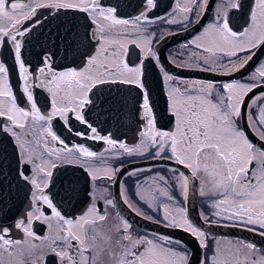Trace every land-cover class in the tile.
<instances>
[{
  "label": "flooded vegetation",
  "instance_id": "flooded-vegetation-1",
  "mask_svg": "<svg viewBox=\"0 0 264 264\" xmlns=\"http://www.w3.org/2000/svg\"><path fill=\"white\" fill-rule=\"evenodd\" d=\"M179 2L181 7L193 8V11L187 14V20L183 19L184 14L177 8V0H154L155 7L151 9L147 8L146 0H99L102 7L116 8L115 15L120 19L132 20L141 12H147L149 22L144 24L146 31L142 34L137 32L126 34L129 43L124 59L129 66H139L141 61L144 62L147 71L145 83L149 90L157 129L173 131L175 128V117L172 115L169 100L170 84L175 87L177 82L181 81L211 82L220 92H223L222 85L225 83L255 84L256 86L243 99L241 116L237 118V124L255 148L264 150V140H261L257 134L264 132V126L258 123L260 109L264 108V80L259 77L252 79L255 69L264 63V53L258 57V50L262 46L252 49L251 51L255 53L253 59L244 68L234 72H225V69L231 65L229 57L222 53L219 54L221 56L219 63L222 67L216 71L206 70L208 66L192 56L193 52L197 55L202 54L203 49L197 48L192 42L198 36H202L209 24L217 22L218 9L227 10L229 27L240 33L251 23V12L255 7V0H237L239 8H229L227 0H207L206 9L200 10L199 15H197L193 0H179ZM195 3L203 5L204 0H195ZM53 13L54 10H38V18L47 19L48 22L42 27L35 28L28 36L18 37L24 42L22 58L32 77L30 83L33 96L41 115L44 116L52 112L51 94L45 88L37 86L43 78L38 69L43 66L45 53L54 54L52 58L54 70H79L84 67L87 56L93 55L98 47L96 41L92 39L94 26L89 19H86V14L80 12L59 14L61 20L75 17L77 21V30L72 33L71 37L66 38L63 28L57 34L56 24L59 20L52 19ZM173 19L178 22H168ZM31 23V21L26 22L25 26H30ZM140 35H147L151 39L150 46L156 53V57L145 59L143 48L138 47L136 43H131ZM137 43L141 41L138 40ZM247 55H249L248 52L237 54L240 58ZM231 60L233 63H238L237 57H231ZM0 62L5 63L9 70L8 83L16 98L17 106L30 110L31 104L22 91L24 82L20 77L19 66L15 63L14 50L10 42L0 45ZM165 73L172 76L174 81H165ZM105 86L107 90L103 98H114L116 106L102 109L98 105L92 110L88 105L83 111L88 122L97 129L98 135L109 137L117 142L116 149H111L103 140L90 139L89 137L93 135L91 130L87 125L77 121L71 112L67 114V123L60 116H53L50 122L52 131L64 142L63 144L59 141H51V137L46 136V133L42 131L44 127H47L44 122H39L34 130L29 128V134L26 137L30 141L29 147L37 154L41 151V147H37L36 140L40 139L43 143V138L49 141V147L62 149L67 145L68 148L73 149L83 146L97 154L90 162L87 158H81L74 163L56 161L57 167L52 169L51 181L54 175L58 174L57 182L59 183L50 189L52 184L50 181L49 186L44 189L53 205L66 219H78L87 213L90 207H95L97 214L93 218L97 220L95 227L99 234L95 249V252L99 253L96 264H116L121 252L120 243L117 241L123 243V232L117 229L122 228L124 221L131 226L129 232L133 239L143 237L159 243L161 242L160 237H167L173 242L171 246L185 252L189 257V262L193 260L194 264H212V257L217 251L220 253V259H229L234 262L238 248L240 259L247 257L248 261H264V236L259 234L262 230L258 226H256V231H249L248 227L233 226L234 221L213 215L215 209L211 208V204L219 199V196L210 191L211 184L206 173L201 171L199 177H193L190 169L176 163L175 160L155 156V148L142 155H120L122 152L118 148L120 143L135 147L141 142L140 134L146 131V120L143 118L141 107V93L134 85L106 84ZM179 86L182 89L186 87L183 83ZM190 94L195 95L196 93L190 90ZM100 97L102 95L96 93V89L90 93V98L94 99V102ZM137 97H139L137 100L140 104L136 108L139 113L136 123L135 116L131 114L135 108L131 104L133 98ZM129 102L131 104H128ZM105 111L121 112L122 115L116 114L111 119L112 123L105 125L86 114ZM29 125H31V118H29ZM7 127H11V122L6 117H0V204H12L13 206L7 214L0 212V228L9 229L7 238L20 240L23 243L12 245L11 254L9 251L0 249V264H33V261L41 256L43 257L41 264H61L60 257L49 248L59 227L58 222L53 217L51 209L42 201L33 205L32 192L35 189L30 183L18 177V171L31 176L32 165L23 163L15 138L4 131ZM15 130L21 131L20 129ZM45 159L55 160V157L46 155ZM89 163L94 168L100 169L98 179L92 178L88 170ZM252 166L255 167V163ZM108 168L116 170L112 179L107 178L104 173V170ZM181 173L189 177L187 194L178 183ZM161 176L167 183L159 180ZM201 179L204 181V191L208 193L205 196L200 194ZM157 189L166 191L167 196L158 193V198L151 201L152 192ZM85 197L88 198V205L81 211L78 207L79 199ZM65 198L69 199L70 212L67 208L62 209L65 204L59 201ZM107 200H111L112 204L106 203ZM150 203L151 206H149ZM165 205L172 215H177L179 208L186 209L188 219L206 234V247H201L200 241L189 232H186V240H182L177 236L150 232L137 226L139 222L165 225L163 220ZM35 207L41 209L43 216L40 219H36L35 216L32 218L30 230L34 233V237H28L23 229H17L15 224L24 220L27 225V214L34 211ZM105 214L106 219L99 221L98 216ZM45 217L50 219L45 220ZM198 217L202 220L203 228L194 222ZM203 217H207L208 220L206 221ZM211 221H218V223H211ZM49 224H51V229ZM241 242L251 243L255 245V249L249 251L243 247ZM33 244L36 245L35 248L32 247ZM62 244V241H57V245ZM73 245L74 248L70 251L74 254L75 241ZM140 250H143L142 247ZM109 252L114 255L110 256ZM85 255L91 257L94 253L89 252Z\"/></svg>",
  "mask_w": 264,
  "mask_h": 264
},
{
  "label": "snow or ice",
  "instance_id": "snow-or-ice-1",
  "mask_svg": "<svg viewBox=\"0 0 264 264\" xmlns=\"http://www.w3.org/2000/svg\"><path fill=\"white\" fill-rule=\"evenodd\" d=\"M193 4L199 15L200 10L206 9L207 0H204L203 5L196 4L193 0ZM146 6L148 9L154 8V0H146ZM227 6L240 7L237 0H227ZM177 8L184 14V20H187V14L193 11V8L181 7L179 0H177ZM41 9L54 10L52 19L59 20L56 24L57 34L63 28L66 38L71 37L77 30V21L75 17L61 20L59 14L68 12L86 14V19H89L94 26L92 39L98 45L95 53L87 56L84 67L79 70L56 71L52 67L54 54L45 53L43 66L38 69L43 78L37 86L45 88L51 94L52 112L48 116L41 115L36 105L30 83L32 77L22 58L24 42L18 39V37L30 35L35 28L42 27L48 22L47 19L38 18V10ZM115 13L116 8L102 7L99 0H0V45L11 43L15 63L19 66L20 77L24 82L22 91L31 104L30 110L17 106L16 98L8 83L9 70L5 63L0 62V117H6L11 122V127L5 128L4 131L15 138L23 163L32 165L31 176L18 171V177L30 183L35 189L32 192L33 205L42 201L51 209L53 217L58 222L56 235L49 244L50 250L60 257L61 264H96L99 253L95 252V249L99 234L95 227L97 220L93 218L97 214L95 207H90L87 213L78 219H66L53 205L44 189L49 186L53 176L52 169L57 167L56 161L74 163L81 158H87L90 162L97 154L83 146L73 149L68 148L67 145L62 149L49 147V141L46 138H43V143L40 139L36 140L37 147H41V151L37 154L29 147L30 141L26 138L29 134L28 129L34 130L39 122H44L47 127H44L42 131L46 133V136L51 137V141H59L63 144L64 142L52 131L50 122L53 116H60L67 123V114L71 112L77 121L87 125L91 130L93 135L89 137L90 139L103 140L111 149H116L117 142L109 137L98 135L97 129L88 122L83 111L86 106L94 104L90 98L93 89L106 84L134 85L141 93L146 131L140 134L141 142L135 147L120 143L118 145V148L122 150L120 155H142L155 148V156L175 160L176 163L190 169L193 177H199L200 172L203 171L209 177L210 191L219 196V199L211 204V208L215 209L213 215L234 221L233 226L248 227L249 231H256L258 226L262 230L259 234L264 236V150L255 148L237 124V118L241 116L243 99L256 85L239 82L225 83L222 85L223 92H220L211 82L181 81L177 82L175 87L170 84L169 100L172 115L175 117V128L173 131L157 129L149 90L145 83L147 71L144 62L141 61L139 66H129L124 59L129 43L126 34L131 32L142 34L146 31L144 24L149 22L147 12H141L132 20L117 18ZM29 21L32 22L31 25L25 26ZM168 22L178 21L173 19ZM138 40L141 43H137ZM131 43H136L138 47L143 48L145 59L156 57V53L150 46L151 39L147 35H140ZM192 43L197 48L203 49L202 54L197 55L193 52L192 56L208 66L206 70L216 71L222 67L219 63L221 59L219 54L222 53L229 57L231 65L225 69V72L239 71L255 56L251 50L264 46V0H255V7L251 12V23L242 32L237 33L229 27L227 10L221 8L217 10V22L209 24L202 36H198ZM239 52H248L249 55L240 58L237 56ZM231 57H237L238 63H233ZM257 77L264 80V63H261L252 74L253 80ZM164 79L167 82L174 81V78L167 73ZM180 83L186 87L182 89L179 86ZM190 90H194L196 94H190ZM106 99L100 101L101 105L106 102ZM29 118H31V125H29ZM258 123L264 126V108L260 109ZM15 129L21 131L18 132ZM77 134L81 135V133ZM257 134L261 140H264V132ZM46 155L54 156L55 160H46ZM253 163L255 167L252 166ZM88 170L93 179L99 178V168H94L89 163ZM115 171L108 168L104 170V173L107 178L112 179ZM159 180L167 183L163 176L159 177ZM178 183L187 194L189 177L181 173ZM158 193L167 196L166 191L157 189L152 192L151 201L158 198ZM200 194L201 196L208 194L204 191L203 179H201ZM168 198L171 199V197ZM106 203L112 204V201L107 200ZM164 208L163 220L166 227L180 228L189 232L200 241L201 247H206V234L188 219L186 209L179 208L177 215H172L166 205ZM27 216V225L24 220H20L15 227L22 228L28 237H34V233L30 230L32 218L35 216L36 219H40L43 213L39 207H35L34 211L28 212ZM203 218L208 220L207 217ZM105 219L106 214L98 216L99 221ZM211 223H218V221H211ZM49 227L51 229V224ZM130 227L124 221L122 228L117 229L123 232V243L117 241L120 243L121 252L116 264H188V255L172 247L173 242L169 238L160 237L159 243L143 237L133 239L129 232ZM8 232V228H0V249L9 251L11 254V246L20 245L23 242L7 238ZM57 241H62L63 244L57 245ZM73 241L76 242L74 254L70 251L74 248ZM241 243L249 251L255 249V245L251 243ZM32 247L35 248L36 245L33 244ZM89 252H93L94 255L91 257L85 255ZM109 255L114 254L109 252ZM219 257L220 253L217 251L212 257V264H264V261H248L247 257L240 259L239 248L234 262ZM42 260V256L38 257L33 264H41Z\"/></svg>",
  "mask_w": 264,
  "mask_h": 264
},
{
  "label": "water",
  "instance_id": "water-1",
  "mask_svg": "<svg viewBox=\"0 0 264 264\" xmlns=\"http://www.w3.org/2000/svg\"><path fill=\"white\" fill-rule=\"evenodd\" d=\"M258 52H259L258 53V57H260L264 53V46H262L258 50ZM106 90H107V86H105V85L104 86H99V87L96 88V93H100L102 95V97H100V99H96L94 104L90 105L89 109L94 110V108L97 107L98 105H100L102 109L109 108L111 106H116V103H115L116 100L114 101V98L113 99H109L107 97L103 98L104 92ZM105 98H107L106 102L103 103V105H101L100 101L104 100ZM137 99L139 100V97L133 98V100H132L133 103L132 104L130 102L128 103V104L133 105V107L135 108V109H133V111L131 113V114H133L135 116V122L137 121V117H138V114H139L138 113V109H136V108H138V106L140 104V102ZM93 101H94V99H93ZM86 114L89 115L93 120L96 119L98 122L103 123L105 125L106 124H111L112 123L111 119H113L114 116H116V114L122 115L121 112H117L116 113L115 111L94 112V113H86ZM57 181H58V174H55L53 179H52V181H51L52 184H51L50 189H52L54 187V185H57L59 183ZM59 201L62 202L63 204H65L62 209L67 208V211L70 212L71 205H70V203H68L69 199L65 198L64 200L61 199ZM87 205H88V198L87 197L79 199L78 207H80L81 211H83L87 207ZM12 208H13L12 204L11 205L0 204V212L2 214H7L8 211L9 210L11 211ZM194 222L197 225H200L203 228V225L201 224L202 220L199 217L197 218V220H194ZM137 226L139 228H142V229L144 228L145 230H148L150 232H157V233H161V234H164V235L166 234L168 236H175V237L177 236L178 238H180L182 240H186L185 239V235H187V234H186L185 231H183L180 228L166 227L163 224H156V223H154V225H153V224H148V223H144V222L143 223L139 222L137 224ZM188 264H194L193 260H190V262Z\"/></svg>",
  "mask_w": 264,
  "mask_h": 264
}]
</instances>
